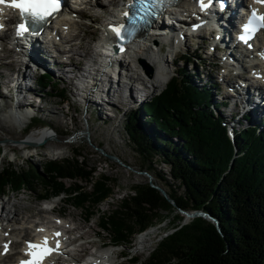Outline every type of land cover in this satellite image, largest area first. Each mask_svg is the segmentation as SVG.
Here are the masks:
<instances>
[{"label":"trees","instance_id":"16d2710c","mask_svg":"<svg viewBox=\"0 0 264 264\" xmlns=\"http://www.w3.org/2000/svg\"><path fill=\"white\" fill-rule=\"evenodd\" d=\"M183 59L187 61L186 56ZM50 77H40L39 83L63 99V90ZM210 98V88H198L178 70L163 90L123 119L130 149L140 159V171L166 191L174 207L143 183L100 215L98 205L112 199L114 183L96 175L76 149L71 150L70 159L46 161L42 173L35 167L3 166L0 194L5 189L32 192L40 185L37 199H65L67 205L83 209V220L95 217L115 247L128 246L136 233L160 220L162 212L201 211L218 221L220 232L202 217L181 225L184 218L176 213L170 224L173 232L157 242L145 262L132 258L130 263L264 264V127L246 126L229 139ZM154 156L168 167L167 174L154 169ZM65 179L74 183L68 186Z\"/></svg>","mask_w":264,"mask_h":264},{"label":"rangeland","instance_id":"374dc122","mask_svg":"<svg viewBox=\"0 0 264 264\" xmlns=\"http://www.w3.org/2000/svg\"><path fill=\"white\" fill-rule=\"evenodd\" d=\"M112 8L113 6L111 5L107 6L108 10ZM93 20V17L89 16V13L88 15H84V17L78 19L76 18V21H81L86 24V31H90L86 34V37L89 36L87 41L90 47H95V42L100 33L99 24L102 23L100 21ZM52 36L53 38L57 37L53 34ZM205 37L195 36L192 39L188 37L183 38L184 44L181 42L182 45H179V53H184L189 61H185L181 58L180 60L177 59L178 61L174 63L168 62V60H170L173 56L176 57V53L173 52L172 47L170 48V44L165 45L166 48L162 47L163 52L161 53V58H163L165 62L169 78H171L178 70H182L186 73V75H189V80L192 81L194 85H197L198 88H201L203 84L204 86L210 88V105L215 107V115L221 117V120L225 125L226 132L228 130H233L232 128H229V124H231L234 127L235 133H237L241 128L252 125L253 117L250 116L248 119L240 117L237 119L238 115H236L234 111H230V108L227 109V107H220L222 105L220 101L225 99L222 96V93H219L216 90L218 89L217 87H219L221 92H228V89L224 88L225 84L220 86L221 81L219 82L222 73L224 74L225 72L220 69L219 65H221V60L219 58H215L213 56L207 57L206 52H208L209 49L208 40L205 39ZM212 37L213 36L211 34L207 38L211 39ZM76 49L77 54H81L79 57L83 58L85 56L82 55L83 49ZM51 51L53 50L51 49ZM0 54H2V56L4 55L2 52ZM216 56L220 57L218 55ZM197 59H199V61ZM8 61L7 59L6 61L3 60V63H7ZM73 64L74 65L72 67L75 68L77 67L76 65L81 64V62L74 61ZM247 66V62H245L243 68L241 67L238 71L233 67L230 69L232 71V74L229 76L231 84H235L236 82L241 83L244 80L243 78L250 77L249 69L246 68ZM7 68L10 69L12 66ZM1 71L5 75L9 72L6 69H1ZM236 73H240L241 78H237V76L234 75ZM206 77H210L209 80L214 83V86L211 85V83L205 82ZM50 78L52 81L58 83V89L63 90L64 98L61 99L53 96V92H50L48 86L43 89L42 85H39L37 80V91L41 96V110L33 113L36 115L33 120H29V118H27V122L24 126H11L9 122L11 117L9 116L7 108L8 105H11L10 99L7 97L0 101V122L1 119L5 117L8 128L7 131H3L0 127V170L3 166L10 164L16 169L27 170L28 166L35 167L40 173H42L43 165L46 161L70 159L72 156L71 150L76 149L83 157V161L86 165L96 169V175L102 174L107 176L114 183L112 199H108L98 205L99 214H106L119 203L122 197L130 194V190L133 186L148 182L146 176L140 171V159L130 149L131 147L128 142V137L123 129V119H125V116L131 111L137 109L139 105H143L152 96L158 94V92L163 90L165 86L162 89L161 87H158L155 90L150 89L147 94L148 96H145L140 102H134V105H129V108L128 106L126 107L119 103L121 99H124L125 101L129 100L130 94L125 92V95H123L120 100H118L116 95L110 97L112 99H110V102L113 108L101 110L96 104L90 103L87 104L88 108L85 110L84 106L77 103L76 98L71 95L73 86L71 87L64 82L59 81L55 78V76ZM252 81L247 80L243 82L245 85H249L253 83ZM122 84L123 83H121V85ZM124 88L128 89L126 87ZM7 91V88H3L0 84V93H5ZM138 100H140V97ZM263 102L264 101H260V103ZM36 125L41 128L40 131H30L34 126L36 127ZM51 128L55 129L56 133L51 130ZM48 130L51 134H53L48 143L44 140L39 141L41 142L40 144L34 143L37 141L40 133ZM81 133L83 136L81 138H77L76 136ZM171 140L176 144V140ZM7 146L10 148L15 147V149L10 151ZM109 156L115 157L117 161L109 158ZM151 164L156 171H161L165 174L168 173V167L161 164L158 157L154 156ZM63 182L68 186L74 183L68 179L63 180ZM75 184L84 186L82 182L75 181ZM40 193H42V186L40 185L35 186L34 191L32 192H25V190L11 192L9 189H5L2 194H0V211L3 201H8L10 203L8 207L15 204L19 206L21 221L24 217H27L29 218L27 220L28 223H39V212L43 210L42 203H39L37 200V195ZM50 201V203H52L56 208L53 216L54 214H58L60 217H64L68 221H72L70 225H66L67 228L75 227L78 223L82 226L83 229L73 232L72 236H82L84 233H87L85 239L82 241L83 243H79V241L73 245L75 251L71 253L80 262L85 261L87 259L86 257L90 255L89 253H91L92 250L95 251L101 246L104 248L103 250H107L110 253L115 254L114 256L116 259L112 261V264H131L130 262H127L130 257L136 258L141 263L145 262L148 258V254L152 252L157 242L165 235L172 232L170 224L174 221L173 215L178 213L177 209L162 212V218L146 230V233L149 232V234H147V236L143 239H148L147 243L138 244L141 239H137L134 235L128 246L115 247L110 242L107 231L101 230L97 227L98 220L95 217L85 221L83 220V209L73 208L67 205V202L65 203V199L56 198L55 200ZM40 214H42V212ZM42 215L43 221L51 222L49 219L50 213ZM8 217V213L4 212L2 217L0 216V219ZM16 227L18 228L19 226ZM31 231L33 232V230ZM16 234L21 233L19 231ZM21 236H23V234H21ZM27 238L28 237L24 239ZM21 245L22 244L19 243L18 247ZM141 247L142 249L140 250Z\"/></svg>","mask_w":264,"mask_h":264},{"label":"bare ground","instance_id":"6f19581e","mask_svg":"<svg viewBox=\"0 0 264 264\" xmlns=\"http://www.w3.org/2000/svg\"><path fill=\"white\" fill-rule=\"evenodd\" d=\"M115 3L116 0H94L93 4H90L89 1L87 3L83 2L81 4H78L80 8L76 10H68V13L65 12V10L70 8V4H66L63 6V13L49 19L44 26V43L38 44V42H34L31 47L23 48L19 53L6 51L4 49V45H0V53H4L3 56L2 54H0V84L3 88H7L8 90L5 93H0V101L4 100L7 97L10 99L11 105H8L7 108L9 111V116L11 117L9 122L12 127L15 125L24 126L27 122V117L29 118L35 111L41 110V96L37 91L38 84L35 82L38 73H42L44 74V76H55V78H57L59 81H62L65 84L70 85L71 87L73 86V88L75 86V81H82L83 89L75 91V93L72 90L71 95L75 96V98L77 96L76 100L77 102H79V104H82V106H84L85 104L93 103L96 104L101 110L113 108L110 102V97L112 96L116 95L118 100H120V98L125 95V92L129 93V100L125 101L124 99H121L119 102L121 105L126 107L128 106L129 108V105H134V102H140L141 100H143V97L148 96L147 94L150 89L155 90L158 87H161L162 89L166 85L169 76L167 74L168 70L166 68L165 62L163 58H161V53L163 52L162 47L164 46L163 44L166 41L167 37H169V35L171 34L174 35L177 31L183 30L182 27L174 28L170 25H163V27H161V30L166 31L163 36L156 35L155 29L153 28L149 33L144 32L137 38H135V40H133V42L129 44L126 51L122 54V60L121 62H119L121 75L119 76V81L115 85L111 82V80H109L110 78H108V81H106V83L101 84V82L98 81L97 73L92 71H85L84 78L82 77L85 69V64L88 65L89 61H93L92 57L96 45L95 47L89 46V43L87 41V38L89 36L86 37V34L90 31H86V24L81 21H76V18L78 19L84 17V15H88L89 13V16L93 17L95 21H100L103 23L107 18H110V14L114 9L112 8L108 10L107 6H113L115 5ZM223 3L225 4V9L222 13L217 12V10H213L211 14L201 20L200 24L214 28L215 33L213 37H215V35L217 36V44L215 43V48L217 49L219 45L217 54L221 57V52L224 46V52L222 54H225L224 59H227L226 64L230 65V63H232V65H234V69L238 71L239 69H241V67L243 68L245 62L248 63V61H250L251 66L246 67L250 70L251 68L257 66L255 57L254 55H252L253 52L250 53L249 59L248 54L244 53H239L237 54V56H235V54L232 55L230 52L234 51V47L228 39L229 34L227 32L228 29L231 30L233 28L234 21L240 14V11H237V9L238 5L242 3V0H238L236 2L223 0ZM178 8L180 9V11H185L187 8L188 12H192V10H195L194 5L192 3L190 4V0H182ZM262 11L264 12V9ZM4 15L5 12L3 11V9H0V19L4 18ZM194 22L189 23V26L192 23L194 24ZM8 23L10 22L8 21ZM102 23L99 24V31H101V29H103L104 27L102 26ZM0 25H2L1 22ZM49 32L50 34L47 37L46 34H48ZM51 34L57 36L55 37L56 39L53 38ZM195 36L204 37L201 31H198ZM195 36L193 34V36L188 37L192 39ZM262 36V41L264 43V31L262 33ZM185 37V35H182L179 42H182L184 44L183 38ZM213 37L211 39H213ZM6 38L7 35L1 33V41L4 42V39ZM209 43H211V41H209ZM176 46L177 43L175 44L173 43V41H170V48H175ZM76 48L83 49L82 55H85V58L79 57L81 56V54H77ZM51 49L53 51H51ZM227 52H229V56L227 55ZM6 59L7 61L10 59L11 60L7 63H3V60L6 61ZM74 61H80L81 64L76 65L77 67L74 68L72 67L74 65ZM82 61H84L85 63ZM11 66L12 68H7ZM219 66L220 69L225 72L224 74L222 73V76L220 78L221 83H225L228 85L231 84L229 76L230 74H232V71L230 70L232 66ZM88 67H90V65H88ZM263 67L264 66L259 67L260 71H264ZM147 68L150 69L149 72L146 70ZM1 69H6L7 71H9L8 74L5 75L1 71ZM249 74V78H243L244 80H242H253V83L250 82L252 84L245 86V83L242 81L240 85H238L241 90H235L234 95L231 98H226L228 104L227 109L230 108V111H234V113L238 115L237 119L242 117L244 114L240 112L241 107H245L244 112L247 111L253 113L255 109H260V105L258 103L260 101H264V77L261 78L263 82H261V84H257L255 83V81L257 80L256 77L253 76L250 71ZM142 75L145 79H143ZM236 76L237 78H241L240 73H236ZM209 79L210 77H206L205 82L212 84ZM148 82L150 83V87L146 85ZM121 83H123L125 86H123V84L121 85ZM138 83L142 85L144 84V90L139 92L135 90V86ZM124 87L128 89H125ZM139 97L140 100H138ZM261 107L264 108V104ZM0 127L3 131H7V121L5 117L1 119ZM47 128L50 129L49 127ZM34 129H31L30 131H34ZM51 130L56 133L55 129L51 128ZM52 135L53 134H51L49 130L46 132L44 131L38 135L37 141L34 143L40 144L41 142L39 141L42 140L48 143L51 140ZM82 136L83 134L81 133L76 137L81 138ZM8 148L10 149V151H13L15 149V147ZM150 181H152L153 183L152 178H150ZM9 205L10 203L8 201H3V203L1 204L0 216L2 217L3 213L7 212L9 217L0 219V253L3 249V245L8 244V252L6 253V255H0V264H8L13 258L19 256V252L17 251V249L20 248V246L18 247L19 243L24 245L28 241L32 242V240L36 237L43 239L45 236H47L50 239V228H53V225L52 222L43 221L42 214L50 213L51 215H53L56 209H43L39 212V223H28L27 220L29 218L27 217H24L22 219L23 222L20 220L21 212L19 211L20 209L17 204L8 207ZM41 212L42 214H40ZM57 216L59 215L54 214V218H57ZM62 218L63 220L61 221L63 223V226L56 228L54 231L59 230L64 236L63 239L66 238L67 242H69V246L75 245L78 240H80L79 243H81L83 239H85L87 233H84L82 236L77 235L76 239L75 236H73V238L69 235H73V232L83 229L82 226L78 223L75 227L67 228L64 226V224L68 226L72 223V221H68L64 217ZM16 226L19 227L17 228ZM38 229H43L44 231L41 232L38 231ZM31 230H33V232ZM19 231L21 234H23V236H21V234H16ZM145 235L146 234H144V236ZM26 237L28 238L24 239ZM147 240L148 239H141L138 244H145L148 242ZM102 248V246L98 247L100 256L95 257L94 254L89 253L90 255L86 257L88 260L86 259L83 262L78 261L72 254L70 256L66 253H62V257H66V259L69 258L70 263L76 262L78 264H112V261L116 259L114 256L115 254L110 253L107 250H102ZM74 251L75 250H73L72 253ZM55 262L56 261L54 259H49L46 264H55Z\"/></svg>","mask_w":264,"mask_h":264},{"label":"snow or ice","instance_id":"6c2138e0","mask_svg":"<svg viewBox=\"0 0 264 264\" xmlns=\"http://www.w3.org/2000/svg\"><path fill=\"white\" fill-rule=\"evenodd\" d=\"M62 0H0V4H7V7L16 9L19 11L21 21L16 25V34L22 35L29 31L30 28L36 29L43 23H46L48 18L53 16L61 8ZM172 0H129L130 9H135V13L130 16L129 12H125L124 16L129 18L128 23L134 24L138 13L149 11L150 9L160 8L161 5L171 3ZM201 11L208 9L213 0H198ZM254 5L264 7V0H251ZM220 7L223 8L224 4L221 0ZM143 17H141L142 19ZM3 25H0L2 28ZM122 30L128 32L131 35V31L126 25H120L118 27H112L111 31L117 38L122 39ZM261 30H264V12H261L259 8L249 6L247 19L241 24L240 30L237 34V40L252 47L250 41ZM124 49L121 47L120 51ZM261 58L264 59V53H261ZM59 223V221H57ZM38 231H44L38 229ZM61 233L54 232L55 246H51L49 237L45 236L39 242L28 241L25 255L27 259L19 261V264H44V261L50 257L53 253H59L61 243L59 237ZM4 252L8 251V244L3 245Z\"/></svg>","mask_w":264,"mask_h":264},{"label":"water","instance_id":"95a60500","mask_svg":"<svg viewBox=\"0 0 264 264\" xmlns=\"http://www.w3.org/2000/svg\"><path fill=\"white\" fill-rule=\"evenodd\" d=\"M148 72L150 71V69L149 68H147L146 69ZM109 158H112V159H115L116 161H117V159L115 158V157H112V156H109ZM142 174H144L145 176H146V178H147V180H148V184L150 185V186H152L153 187V189H155V190H157V192L170 204V205H172V207H174L175 206V204L167 197V194H166V191L163 189V188H161L160 186H158V185H155L154 183H152L151 181H150V178H151V176L148 174V173H146V172H143ZM177 211H178V213L184 218V221H183V223L185 222V221H187L189 218H196V217H202V218H204V219H206V220H209V222L210 223H212L213 224V226L215 227V229L218 231V232H220L219 231V226H218V221L216 220V219H213V218H211L210 216H209V214H207V213H204V212H201V211H195V210H192V211H189V212H186V211H181L180 209H177Z\"/></svg>","mask_w":264,"mask_h":264}]
</instances>
